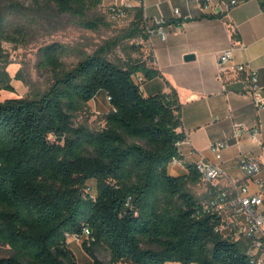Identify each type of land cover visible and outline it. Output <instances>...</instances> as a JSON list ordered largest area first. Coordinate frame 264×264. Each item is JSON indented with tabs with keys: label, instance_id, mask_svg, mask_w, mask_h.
Returning <instances> with one entry per match:
<instances>
[{
	"label": "trees",
	"instance_id": "16d2710c",
	"mask_svg": "<svg viewBox=\"0 0 264 264\" xmlns=\"http://www.w3.org/2000/svg\"><path fill=\"white\" fill-rule=\"evenodd\" d=\"M47 1L97 28L86 19L102 0ZM258 1L264 11V0ZM129 17L124 38L146 39L142 6ZM62 51L57 43L40 50L42 67L54 77L44 93L0 101V244L12 250L0 264H78L71 237L83 241L94 264H250L248 242L217 232L221 218L189 189L201 181L196 167L189 165L184 176L169 173L185 138L178 132L177 91L146 96V80L161 74L142 57L117 63L102 48L65 70ZM138 73L142 83L134 78ZM0 85L13 89L1 76ZM100 92L111 105L104 126L75 125ZM101 244L110 250V263L96 257Z\"/></svg>",
	"mask_w": 264,
	"mask_h": 264
},
{
	"label": "crops",
	"instance_id": "0c3cea01",
	"mask_svg": "<svg viewBox=\"0 0 264 264\" xmlns=\"http://www.w3.org/2000/svg\"><path fill=\"white\" fill-rule=\"evenodd\" d=\"M231 1L209 0V7L204 8L198 0H143L145 16L168 20L169 33L166 40L155 36L151 41L139 38L132 43L140 50L135 58L142 53L151 56L149 65L161 74L146 80L145 95L175 89L182 105L178 132L188 140L179 146L180 162L171 163L169 173L187 175L188 166H195L204 157L227 172L217 187L230 188L231 181L247 182L251 192H257V181H264V107L256 106L242 93L243 76L219 77L218 60L223 51L233 49V63H245L257 70L264 88V11L258 0H236L234 6ZM176 10L181 17L175 16ZM189 54L195 58L187 61L185 56ZM102 93L109 101L107 93ZM237 123L257 128V138L248 132L235 138ZM221 140L229 141V146L217 160L211 147ZM243 158L260 162L261 172L254 178L247 179L240 170ZM208 191L203 189L201 193L206 197Z\"/></svg>",
	"mask_w": 264,
	"mask_h": 264
},
{
	"label": "rangeland",
	"instance_id": "374dc122",
	"mask_svg": "<svg viewBox=\"0 0 264 264\" xmlns=\"http://www.w3.org/2000/svg\"><path fill=\"white\" fill-rule=\"evenodd\" d=\"M112 0H102L95 10L88 12L87 19L97 23L96 29L87 28L85 21L61 13L56 4L47 0H0V16L5 20V33L0 35V76L7 79V89L0 85V101L9 98H33L44 93L53 83V73L41 65L40 50L51 44L63 47L61 62L63 69H73L87 55L99 49H106L109 57L117 63H125L137 56V45L124 38V29L131 17L113 20L110 14ZM121 45L113 47L114 42ZM135 44V45H134ZM142 58L150 62L147 54ZM103 93L92 100L87 108L76 115L75 125H85L91 129L104 126L102 116L110 105ZM92 193H95V181H90ZM206 182L189 184V189L203 205L207 196L201 193L210 189ZM89 245L92 239L89 238ZM83 241L75 237L68 240L69 247L75 254L78 264H94V259L85 251ZM144 248L156 249L148 242ZM12 254L9 246L0 244V257ZM96 257L104 262H111L109 248L101 244L95 247ZM119 264H130L120 262Z\"/></svg>",
	"mask_w": 264,
	"mask_h": 264
},
{
	"label": "built area",
	"instance_id": "2783aa9c",
	"mask_svg": "<svg viewBox=\"0 0 264 264\" xmlns=\"http://www.w3.org/2000/svg\"><path fill=\"white\" fill-rule=\"evenodd\" d=\"M198 1L203 3L204 8L209 7V0ZM112 3L110 14L113 20L128 17L136 6L143 8V0H112ZM237 4L236 0L230 2L231 6ZM175 16L181 17L179 10L175 11ZM167 22L166 19L149 20L146 17V23L143 27L146 40L151 41L155 36L166 40L169 33ZM233 54V49H227L220 54L218 60L219 77L222 79L225 75H232L237 78L243 76L240 80L242 93L250 96L256 106L264 107V88L259 82L257 70L245 63H233ZM134 78L139 83L145 80L141 73L135 74ZM247 132L253 138H257L259 131L257 128L250 129L244 124L237 123L234 125L235 138ZM187 140L188 136L185 135V138L178 145H182ZM228 146L229 141L227 140L213 144L211 150L217 160L222 159L223 150ZM179 162L180 160L175 158L172 163ZM195 167L201 180L211 186L204 206L207 211L216 213L221 218V223L216 231L233 241H247V256L250 264H264V181H257L259 188L257 192H251L247 182L231 181L230 188H219L216 183L227 177V172L223 167L204 157L196 163ZM239 168L247 179H251L261 172L262 166L255 159L243 158ZM85 234L87 238H90L89 229H85Z\"/></svg>",
	"mask_w": 264,
	"mask_h": 264
},
{
	"label": "water",
	"instance_id": "95a60500",
	"mask_svg": "<svg viewBox=\"0 0 264 264\" xmlns=\"http://www.w3.org/2000/svg\"><path fill=\"white\" fill-rule=\"evenodd\" d=\"M194 58H195V56L191 55V54L185 56V60H187V61L193 60Z\"/></svg>",
	"mask_w": 264,
	"mask_h": 264
}]
</instances>
